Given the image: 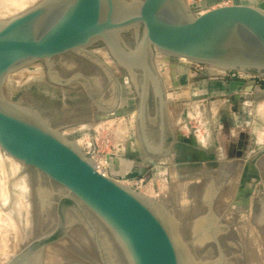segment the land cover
<instances>
[{
  "label": "water",
  "instance_id": "obj_1",
  "mask_svg": "<svg viewBox=\"0 0 264 264\" xmlns=\"http://www.w3.org/2000/svg\"><path fill=\"white\" fill-rule=\"evenodd\" d=\"M100 42L133 83L142 151L157 166L160 158L171 155L175 137L167 115V88L154 63L155 52L264 77V11L226 5L197 15L186 0H39L0 19V148L60 185L66 198L94 214L117 240L129 264H200L179 243L156 200L102 173L95 159L53 128L48 119L2 96L10 72L37 60L44 62L56 84L73 87V82L82 81L87 92L96 93L100 88L103 92L105 87L93 85V78L83 73L66 82L53 79L54 60L78 51L94 58L103 72L111 75L117 97L104 111L115 112L121 102L120 83L92 49ZM250 84L254 86L255 80ZM152 93L154 117L150 116ZM258 197L264 209V198ZM54 232L23 246L7 264H24L20 260L30 252V246ZM213 239L220 259L207 264H226L217 235Z\"/></svg>",
  "mask_w": 264,
  "mask_h": 264
},
{
  "label": "rangeland",
  "instance_id": "obj_2",
  "mask_svg": "<svg viewBox=\"0 0 264 264\" xmlns=\"http://www.w3.org/2000/svg\"><path fill=\"white\" fill-rule=\"evenodd\" d=\"M38 1L29 3L21 11H12L13 14L9 12L6 16L0 15L2 16L0 18L5 19L16 15L32 7ZM186 1L193 8L191 2ZM92 49L107 62L120 83L121 102L115 112H105L117 97L111 75L106 74L103 77L105 87L103 92L102 88L96 93L87 92L78 81L73 82V87L54 83L48 76L42 60H37L10 72L2 86V96L24 108L37 112L41 118L48 119L53 128L57 129L65 138L76 142L84 152H88L89 149H91V153L94 151L95 157L100 158L102 165L107 166L108 175L130 187H132L130 180L134 178L135 187L132 188L156 200L169 219L177 240L195 263L207 264L220 259L219 249L213 239V236L217 235L226 256V264H264V220L261 224L252 223L251 217L253 218V216H250L251 208L249 207L253 203L252 200L247 198L249 203L246 202L244 206L239 202L248 196L254 184H263L264 182V121L261 120L260 125L256 124L254 127L253 123L237 125L224 117L216 123L208 124L207 120L211 118V112L207 113L204 108L198 106L197 100L185 99L189 98V89L175 92L171 87L176 83L167 86L166 79L165 85L169 100L167 115L175 139L171 147V155L160 158L158 165L153 166L152 160L144 155L138 136L136 125L137 93L129 75L113 59L103 43H98ZM103 49L108 51L109 59L100 52ZM171 58L155 52L154 63L161 76L163 74L165 78L166 71H172L175 77L174 69L168 65ZM88 60L90 59H86L85 55L78 51L57 57L54 60L53 79L58 82H66L72 77H78L79 73H87V76L97 79L96 75L99 74L101 68L99 66L92 67ZM102 93L103 95H101ZM220 104L223 106V103ZM155 106L152 93L150 98L151 117L156 115ZM259 106L264 110L263 103ZM260 113L264 116V111H260ZM208 130L210 134H207ZM184 141H189L197 147H207L206 149L212 156L218 153L223 157L224 165L231 162L236 164V173L225 181L227 188L223 186L218 201L213 195V188L210 189V186L204 182L208 173L207 169L197 170L195 173L198 174H193L185 179L178 177L179 169L173 161V149L176 145H183ZM208 141L211 142V145H208ZM9 158L0 148V182L4 181L2 184H6H0L3 186L0 188L3 189L7 186L4 190L8 189L6 192H9L7 194L4 190L2 191L3 195L7 197L9 195V199L0 193V239L6 244L9 243L5 247L2 245L4 250L1 251L8 249V252L14 255L36 234V231L40 232V228L37 230V224H34L35 221H40L39 216L45 217L46 214L48 216L50 214L49 209L43 208L45 199L42 197L41 200L44 202L42 205L40 202L33 201L34 208H30V210L34 209L33 215H29L25 208H21L19 204L20 189L16 186L21 175L27 172L31 177L33 174L32 176L38 184L34 188L37 189L36 193L39 190L42 192L44 189L49 190V193L57 191V189L64 192V189L47 177L41 179V173L20 161H18L22 165L20 171L12 175L13 162L11 163L12 159ZM13 160L15 159L13 158ZM104 160H107V163ZM255 160H261L259 166H261L262 175L256 170L257 162ZM185 170L182 169V173ZM4 174L8 175L4 176ZM219 176L221 175L219 174ZM41 184L48 185L41 186ZM258 189L260 190L258 195L264 196V184ZM190 190L193 191L190 192ZM226 192L230 193L227 197L225 196ZM262 210V206H255L257 216L264 212ZM37 215L38 218L34 219V216ZM65 215H69L71 221L77 220L81 246L77 248L66 244L67 252H61L60 249L58 255L64 256V263L79 260L90 264H129L126 255L111 232L84 206L81 205L80 209L74 212L67 211ZM28 216H32L29 223ZM50 216L47 221H51ZM259 220L261 221V219ZM42 226H46V221ZM252 226L255 227L253 231ZM88 229L90 233L93 232L90 236L87 235ZM92 235L95 236L96 243L93 246H88L85 239L92 238ZM43 254L37 250L29 252L21 257L20 263L45 264L43 261L45 257L42 256H46L47 253ZM5 255L7 256V254L1 256L5 258ZM3 259L0 258V264Z\"/></svg>",
  "mask_w": 264,
  "mask_h": 264
},
{
  "label": "flooded vegetation",
  "instance_id": "obj_3",
  "mask_svg": "<svg viewBox=\"0 0 264 264\" xmlns=\"http://www.w3.org/2000/svg\"><path fill=\"white\" fill-rule=\"evenodd\" d=\"M85 74H87V73H85ZM206 148L207 147H204V146L203 147H197L196 145L190 143L189 141H184L183 145H176L175 148L173 149V153H174L173 161L175 163V166H177V168L179 169V171H177V174H178V177L180 179H185L186 177H190L193 174L194 175L198 174V173H195V171H197V170H200L203 168L207 169L208 173L206 174L207 177H205L204 182H206L207 185L210 186V187L208 186L210 189L213 188V190H214L213 195H215V197H216L215 200L218 201L220 198V193L223 189V186L225 188L227 187L225 185V181H227V179L233 177V175L236 173L235 172L236 164L234 162H231L230 164L228 163L229 165L228 164L224 165L225 163L223 164L224 161H222L223 157L221 155H219L217 153V154H214L212 156L211 153ZM201 150H203V152ZM255 161L257 162L256 163V170L262 175V172L260 170L261 166H259L260 165L259 162L261 160L260 161L255 160ZM227 166L229 168H227ZM222 167H224L223 171H222ZM182 169H184V170L186 169L184 173H182ZM227 171H229L228 172L229 174L227 173ZM32 172H33V170H32ZM223 172L227 173L226 179L222 178V176H219V174H221ZM32 175L33 174H31L30 179H31V185L34 189L35 186L38 184L36 183L37 180ZM41 176H42V177H40L41 179L45 178V176H43V175H41ZM262 178H263V176H262ZM46 185H48V184H41V186H46ZM50 186H51V184H50ZM54 186L56 187L55 184H54ZM262 186H263L262 183L261 184H254L252 191L249 192L250 195L248 194V196L241 201H239V198L237 196V198H238L237 204L239 201L244 206L246 202L249 203V200H252V202H254L255 206L259 205L261 207L262 205H261L260 199L257 195V189L261 188ZM44 190L42 192H40L41 190H39V192L36 193L37 189H34L33 194H32V199L35 202H38V200H41V197L45 199V205L43 208L47 209V210L49 209L50 212L49 211L48 212L50 214H52V216H50V214H49L51 221H47V219L49 218L48 214H46V216H45V217H47L46 226L42 227V224L45 225V221L44 222L35 221L34 224H37L36 228H37V230L40 228L39 229L40 232L36 231L35 232L36 234H34V236L23 246H26L32 240H35L38 237L49 234L51 231L54 230L55 232L50 238L42 240L39 243H35V244L31 245L30 249H29L30 252H33L36 250L38 252H41L44 248H45V250L52 248L55 251L57 250V252H60L61 250H62L61 252H63V251L67 250L64 247L68 241H69L67 244L68 246L71 245L72 247L76 246L77 248H80L79 247V246H81L80 235H79L80 233L77 234V231H76L77 226H78V222H77V220H72V221L69 220V218H70L69 215L68 216L65 215L67 211L68 212H70V211L74 212L76 210H79L80 207H79L78 202L75 201L74 199L66 198L65 193L63 191L61 192L58 189H57V191L56 190L50 191V193L48 192L49 190H45V191ZM239 197H243V196H239ZM262 197L264 198V196H262ZM232 202H234V201H232ZM257 202H258V204H257ZM34 217H35L34 219H37L38 215L34 216ZM47 225H48V229H46ZM88 228H90V227L88 226ZM87 232H88L87 235H89V236L93 233V232L90 233L89 229ZM74 233H75V235H74ZM92 238L85 239V236H84L85 242L87 243L88 246H91V245L93 246L94 243H96V239H95L94 235H92ZM52 244L54 245V247ZM56 245H57V247L60 246L62 249L59 250L60 248H56ZM45 250H43V251H45ZM43 253L46 254L47 251H45ZM44 257L46 260V256H44ZM45 260H43V261L45 262ZM58 263L59 264L60 263L61 264H90L89 262L79 261V260H75L72 262L69 261V262H65V263L62 261V262H58ZM58 263H54V264H58Z\"/></svg>",
  "mask_w": 264,
  "mask_h": 264
},
{
  "label": "crops",
  "instance_id": "obj_4",
  "mask_svg": "<svg viewBox=\"0 0 264 264\" xmlns=\"http://www.w3.org/2000/svg\"><path fill=\"white\" fill-rule=\"evenodd\" d=\"M188 1L191 2V5L194 2L197 3L198 7L206 12L226 5L252 6L264 11V0ZM170 62L168 65L174 69L175 73L174 84L176 82V85L171 87V89L175 92L189 89V98L185 99H195L197 100L196 102H199L198 106L204 108L207 113L211 112V118L207 120L208 124L210 122L216 123L224 117H227L232 123L237 125H240V123L241 125L253 123L252 126H254L256 124L260 125L261 120L264 121V116L260 113V111L264 110L259 108V105L263 103L262 108L264 109L263 85L257 87L254 84V86H251L250 81L252 79H226L221 76L210 75L208 71L215 74V72L220 70L212 66L208 70L198 71L189 62L179 61L175 58H171ZM248 74L257 76L253 73ZM162 78L164 83H166L165 75L162 74ZM220 103H223V106ZM207 134H210L209 130ZM208 145H211L210 141H208Z\"/></svg>",
  "mask_w": 264,
  "mask_h": 264
},
{
  "label": "bare ground",
  "instance_id": "obj_5",
  "mask_svg": "<svg viewBox=\"0 0 264 264\" xmlns=\"http://www.w3.org/2000/svg\"><path fill=\"white\" fill-rule=\"evenodd\" d=\"M35 1V0H34ZM33 0H0V15H5L6 16V14L7 13H9L10 12V14H13V12H16V11H21L22 9H24V7H27L28 5H29V3H33L34 2ZM31 6V5H30ZM13 11V12H12ZM12 12V13H11ZM9 15V14H8ZM0 17H2V16H0ZM4 17V16H3ZM1 19V18H0ZM104 56H106L107 57V59H109V55H108V51L106 52L105 51V49H103V50H101L100 51ZM102 56V55H101ZM90 60H88V61H90L89 63L90 64H92V67H96V66H99L98 64H97V62H96V60L94 59V58H91V57H88ZM104 58V57H103ZM87 59V58H86ZM182 60V59H181ZM109 61V60H108ZM182 61H185V60H182ZM100 67V66H99ZM98 68V67H97ZM101 68V67H100ZM39 72V71H38ZM167 72V74H166V79H167V81H168V85H174V75L172 74V71L170 72H168V71H166ZM35 75V74H34ZM104 75H106L104 72H103V70H102V68H101V71L99 72V74H97L96 76V78L97 79H92V83H93V85H100V87L102 86V87H104V79H103V77H104ZM86 76H87V74H86ZM81 85H82V88L83 89H86V88H88V86L86 85V82H82V81H80L79 82ZM176 83V82H175ZM73 85V84H72ZM92 89L91 90H93L94 91V88H93V86H92V84H91V86H90ZM89 87V88H90ZM89 91H90V89H88ZM5 152V151H4ZM5 154L7 155V153L5 152ZM8 157H10L9 159L11 160L12 159V161H11V163L13 164V168L11 169V172H12V175L13 174H17L19 171H20V168H21V163H19L18 161H15V160H13V158L11 157V156H9V155H7ZM104 162L105 163H107V160H104ZM11 164V165H12ZM229 165V164H228ZM100 166L101 167H104L105 165H102V162H100ZM223 168L224 167H222V171H223ZM227 168H229V167H227ZM226 170V169H225ZM221 171V172H222ZM229 171H227V173H228ZM227 173L226 172H223V173H221L220 175L222 176V178H224V179H226V175H227ZM226 174V175H225ZM229 174V173H228ZM6 175H8V174H6ZM5 174H4V176H6ZM5 180V179H4ZM2 182H4V181H2ZM2 182H0V184H2ZM4 184V183H3ZM2 184V185H3ZM40 184V183H39ZM202 184V183H201ZM2 185H0V186H2ZM4 185H6V184H4ZM204 185V184H203ZM16 186L18 187V189H20V197H21V199L19 198V200H20V202H19V204L21 205V208H25L27 211H28V214L29 215H33V213H32V211L34 210V209H31L30 210V208L31 207H33L34 208V206H33V199H32V196H30V195H32L33 194V187H32V185H31V179H30V174L29 173H27L26 172V174H22L21 175V178H20V180H18L17 181V184H16ZM3 187V186H2ZM7 186H5L3 189L2 188H0V193H2V191L6 188ZM197 187H199V186H197ZM38 188H40V187H38ZM204 188H206V187H204ZM212 188V187H211ZM227 188V187H226ZM190 189V188H189ZM189 189H188V191H189ZM195 189H198V188H195ZM225 189V188H224ZM8 190V189H7ZM6 190V191H7ZM5 190H4V192L5 193H9V192H6ZM191 191H193V190H190V192ZM195 191V190H194ZM197 191V190H196ZM195 191V192H196ZM31 193V194H30ZM187 193H189V192H187ZM226 195V197H227V195H229V194H227V192L225 193ZM1 195H3V193L1 194ZM3 196H6V195H3ZM2 197V196H1ZM7 197V196H6ZM8 197H9V195H8ZM7 197V198H8ZM4 199H5V197H3ZM9 199V198H8ZM201 201V200H200ZM40 202V204L42 205V203L44 204V202L42 201V200H38V203ZM52 202V201H51ZM252 203V202H251ZM17 207V206H16ZM250 208H251V215L250 216H253V218L251 217V221H252V223H262V220H264V212L263 213H260V217L259 216H257V214L255 213V204H254V202L249 206ZM208 208V207H207ZM262 211H264V209L262 210ZM261 211V212H262ZM244 212V211H243ZM203 214V213H202ZM248 214V213H247ZM236 216V215H235ZM32 217V216H31ZM31 217L30 216H28V218H27V221H28V223L31 221ZM209 217V216H208ZM71 218V217H70ZM206 218V217H205ZM42 219V220H41ZM46 217H43V215H40L39 216V220H40V222H44V221H46ZM259 219H261V221L259 220ZM6 220V219H5ZM7 220H8V218H7ZM9 221V220H8ZM10 221H11V219H10ZM12 221H14V220H12ZM264 222V221H263ZM8 223H10V222H8ZM19 223V222H18ZM47 224V223H46ZM200 224H201V222H200ZM7 225V224H6ZM43 225V224H42ZM220 225V224H219ZM253 225V224H252ZM5 226V225H4ZM255 226V225H254ZM260 226V225H259ZM43 227V226H42ZM15 228V227H14ZM215 228V227H214ZM254 228L255 227H253L252 226V231L254 230ZM260 228V227H259ZM46 229H48V228H46ZM42 230V229H41ZM7 231H9L8 229H7ZM77 231V234L79 233V231L78 230H76ZM262 231V230H261ZM13 232V231H12ZM14 233V232H13ZM252 233H254V232H252ZM261 234V233H260ZM74 235H75V233H74ZM15 236V235H14ZM82 236V235H81ZM89 236V235H88ZM252 236V235H251ZM5 237V236H4ZM264 238V237H263ZM257 239V238H256ZM1 240V243H0V258H1V260L4 258V257H2L1 255H3V254H7V256L3 259V261L1 262V264L3 263L4 264V262H6V264L8 263V260L12 257V254H10L8 251V249H7V251H1V250H4V247H5V245H8V244H6V242L5 241H3L2 239H0ZM14 240V239H13ZM71 240V239H70ZM254 240V239H253ZM15 241V240H14ZM66 242V241H65ZM5 243V244H4ZM62 243V242H61ZM64 243V242H63ZM67 244H68V242H67ZM74 244V243H73ZM72 244V245H73ZM2 245H4V247L2 246ZM13 245V244H12ZM53 245V244H52ZM59 245V244H58ZM75 245V244H74ZM46 247V246H45ZM53 247H54V245H53ZM74 247V246H73ZM9 248V247H8ZM56 248H60V249H62L60 246L59 247H57V245H56ZM65 248V247H64ZM90 248V247H89ZM59 249V250H60ZM43 250H45V248L43 249ZM42 250V251H43ZM41 251V253H43V252H45V251H47V254H46V260H45V264H54V263H58V262H62L63 261V257H62V255L60 256V255H58V252H57V250L55 251L54 249H52V248H49L48 250H45V251H43L42 252ZM67 251V250H66ZM255 251V250H254ZM14 252V251H13ZM12 252V253H13ZM16 252V251H15ZM14 252V253H15ZM16 254V253H15ZM45 254V253H44ZM43 254V255H44ZM255 255V254H254ZM11 256V257H10ZM38 256V255H37ZM10 257V258H9ZM42 257H44V256H42ZM33 259V258H32ZM254 261V260H253ZM64 262V261H63ZM59 264V263H58ZM61 264V263H60Z\"/></svg>",
  "mask_w": 264,
  "mask_h": 264
},
{
  "label": "built area",
  "instance_id": "obj_6",
  "mask_svg": "<svg viewBox=\"0 0 264 264\" xmlns=\"http://www.w3.org/2000/svg\"><path fill=\"white\" fill-rule=\"evenodd\" d=\"M191 6L193 7V9L197 15H202L203 13L206 12L202 8L198 7L197 3H195V2L192 3ZM175 59L179 60L178 58H175ZM179 61H181V60H179ZM184 62H188V61L185 60ZM189 63L195 68V70H198V71H205V70H208L209 68H211V66L205 65V64H198V63H191V62H189ZM208 74L213 75V76H221L222 78H226V79H242V80L252 79V80H255V84L257 87L260 85L264 86V77H259V76H254V75L251 76L248 73L241 72V71L220 69L219 72H215V74L208 71ZM85 153L88 156H91L92 158L95 159V161L97 163V167L102 173L107 174V175L109 174L107 166H104V167L100 166V158L95 157L94 151L92 152L93 153L92 154L91 149H89L88 152H85ZM133 179L130 180L131 181L130 183H131L132 187H135Z\"/></svg>",
  "mask_w": 264,
  "mask_h": 264
}]
</instances>
